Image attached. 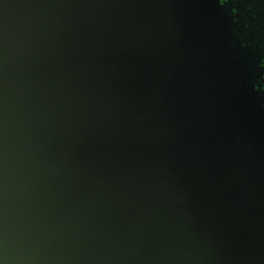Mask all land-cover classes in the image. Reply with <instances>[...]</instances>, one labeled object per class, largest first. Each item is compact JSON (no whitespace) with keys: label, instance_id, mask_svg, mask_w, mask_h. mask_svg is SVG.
I'll list each match as a JSON object with an SVG mask.
<instances>
[{"label":"water","instance_id":"1","mask_svg":"<svg viewBox=\"0 0 264 264\" xmlns=\"http://www.w3.org/2000/svg\"><path fill=\"white\" fill-rule=\"evenodd\" d=\"M165 8L0 0V264H264Z\"/></svg>","mask_w":264,"mask_h":264},{"label":"trees","instance_id":"2","mask_svg":"<svg viewBox=\"0 0 264 264\" xmlns=\"http://www.w3.org/2000/svg\"><path fill=\"white\" fill-rule=\"evenodd\" d=\"M192 3L197 14L204 15L208 22L210 18L213 20L214 28L210 26L214 33L212 55L219 68L222 63L223 70L232 78V85L229 86L233 87L234 111L241 125V131L237 134L242 142L248 140L244 146L250 147L253 161L242 151L234 150V146L225 138L228 153L236 151L239 155L242 152V158L250 166L256 165V158L259 163V157L264 154V0H192ZM197 36L201 37L200 34ZM195 49L196 53H204L201 47ZM220 77L223 78V73ZM205 97L210 106L212 94ZM209 112L216 117L215 112ZM223 128L226 131V127ZM227 132L232 135V131ZM258 147L261 149L258 150ZM254 174L252 178L247 176L242 181L253 199L255 219L264 241V176Z\"/></svg>","mask_w":264,"mask_h":264},{"label":"rangeland","instance_id":"3","mask_svg":"<svg viewBox=\"0 0 264 264\" xmlns=\"http://www.w3.org/2000/svg\"><path fill=\"white\" fill-rule=\"evenodd\" d=\"M163 2L166 5L165 10L169 16H167L168 24L172 25L170 26L167 24V27L168 29H170L171 27L175 31V38L178 41L179 46L181 47L187 71L189 72V74L199 77L200 80H202L203 85H201L200 83L198 88L202 92V97L212 94V96H214V98H216V100L218 101V104L214 107V111L217 112L215 117L216 120L214 118H211L214 125L219 124V121L225 123L226 131H232V135L227 134V138L229 142L234 146V150L242 151L245 156H247V158H250L253 161V158H251L250 154L251 151H249L250 147L248 146V148L244 146L245 144H247L248 140L245 139V141L242 142L243 140L240 138V136H238V132H240L241 129L237 114L234 111L236 106L235 104H233L234 97L232 96V92L230 90V93L226 95L227 87L221 86V79L226 83H229L232 82V78H224L227 77V71L223 70L225 68L222 63L220 64V68L215 66L214 64L215 58L214 55H212V35L214 33L210 27L212 25L214 28L213 20L210 18L208 22L206 21L204 15H201V13L197 14L194 9V3H192V0H163ZM198 34H200L201 37H198ZM194 42L197 43L194 44ZM209 44H211L210 48L208 47ZM198 47H201L204 53H196L197 49L195 48ZM202 59H205V61H203ZM215 70H217L218 73L219 70H221L224 79L222 77L221 79H219V74H216ZM204 90L206 91V93L204 92ZM259 149H261V147H258V150ZM236 151H233L234 154L231 153L234 157H237ZM242 152L239 153L241 157L243 156L241 155ZM255 156L257 157L258 155L255 154ZM243 160L245 159L243 158ZM255 161L257 162L256 165H246V171H248V174L252 175L251 177H253L255 176V174H251V171L255 168V170H253L255 173H260L262 176H264V154L259 157V163L257 158ZM243 169L245 170V167Z\"/></svg>","mask_w":264,"mask_h":264},{"label":"flooded vegetation","instance_id":"4","mask_svg":"<svg viewBox=\"0 0 264 264\" xmlns=\"http://www.w3.org/2000/svg\"><path fill=\"white\" fill-rule=\"evenodd\" d=\"M214 64H215V66L219 67L215 60H214ZM215 71H217V70H215ZM216 74H217V73H216ZM218 74H219V77H220V74H221V73H218ZM228 76H229V75H228V72H227V77H224V78H225V79H226V78H231V77H228ZM217 78H218V77H217ZM224 78H223V79H224ZM219 79H221V77H220ZM221 81H222L221 86H222V87H224V86L227 87V88H226V92H227L226 95H228V94L230 93V90H231V92H232V88H233V87L229 86L232 82L226 83V82H225L224 80H222V79H221ZM231 85H232V84H231ZM232 94H233V92H232ZM230 95H231V94H230ZM217 104H218V101H217L216 98H214V96H213V102H212L211 105H210L211 107H213L212 110H215L214 107H215ZM220 116H221V115H220ZM221 123H222V122H221ZM222 125L226 127V124H225V123H222ZM240 127H241V125H240ZM245 131H246V130H245ZM246 132H247V131H246ZM253 170H254V169H253ZM253 170H252V171H253ZM253 172H254V171H253Z\"/></svg>","mask_w":264,"mask_h":264}]
</instances>
